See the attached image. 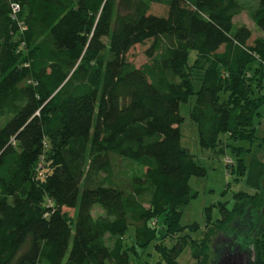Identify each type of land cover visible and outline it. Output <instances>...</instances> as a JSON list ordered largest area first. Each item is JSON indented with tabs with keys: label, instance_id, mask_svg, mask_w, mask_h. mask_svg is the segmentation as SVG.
<instances>
[{
	"label": "trees",
	"instance_id": "trees-1",
	"mask_svg": "<svg viewBox=\"0 0 264 264\" xmlns=\"http://www.w3.org/2000/svg\"><path fill=\"white\" fill-rule=\"evenodd\" d=\"M245 10L264 32V0H0V264H179L188 244L198 259L197 239L180 234L199 226L181 223L182 207L207 169L182 145L180 107L196 94L204 149L224 151L222 134L255 141L264 37L236 24ZM146 42L137 67L129 52ZM232 149L244 176L245 148ZM255 165V192L222 204L200 264L231 231L264 264Z\"/></svg>",
	"mask_w": 264,
	"mask_h": 264
},
{
	"label": "rangeland",
	"instance_id": "rangeland-1",
	"mask_svg": "<svg viewBox=\"0 0 264 264\" xmlns=\"http://www.w3.org/2000/svg\"><path fill=\"white\" fill-rule=\"evenodd\" d=\"M245 3L256 5V0H242ZM152 12L157 14H166L167 8L161 4H152ZM235 22L237 25H246L253 30L254 39L256 37H264V32L260 31L255 23L250 19L248 10L243 11L237 15ZM151 42L145 44H137L134 46L128 55L129 61L133 62L137 67L142 66L149 61L146 53L150 47ZM194 53L191 54L190 61L193 60ZM195 91L200 86V80H193ZM259 95L264 96V81ZM196 103V94L190 96V98L183 102L180 107L181 115L185 118L181 124L182 131V145L188 148L195 156L198 163L202 164L207 169L205 176H193L190 180L191 201L182 207L181 223L185 226L198 225L197 230H192L190 226L185 228V232L180 235H189L194 239H197L195 243L198 247L196 251L198 259L193 256L192 246L188 244L179 257V264H200L203 253L205 251V241H199L204 231L208 229L212 224L216 223L221 217V206L225 204L229 209H233L235 205V195L240 191L249 193L255 192V189L249 182L250 165L255 168V161L260 160L264 163V102L260 106L259 114L254 118V124L257 128V137L253 143L241 140L228 139V135L222 134L221 138L230 143V146L225 147L224 151L219 148L215 151L211 149H204L199 143V134L196 123L191 118V112ZM3 119L0 120L2 123ZM252 134L248 133V136ZM232 145V146H231ZM244 147L242 158L248 165L247 172L244 176H241L237 171L232 172L228 163L237 168V156L234 154L232 147ZM231 160V161H229ZM134 170L138 168L132 166ZM257 167V166H256ZM98 212V211H96ZM217 231V229L215 228ZM227 232V231H225ZM229 232V231H228ZM224 235H222L223 237ZM228 237H235V234L229 232ZM169 243H172L169 241ZM212 250L214 251L213 245ZM148 252L151 255H145V259L150 262H154L156 259V253L151 247ZM211 260L215 257L211 256ZM144 259H138L131 256L132 264H145Z\"/></svg>",
	"mask_w": 264,
	"mask_h": 264
},
{
	"label": "water",
	"instance_id": "water-1",
	"mask_svg": "<svg viewBox=\"0 0 264 264\" xmlns=\"http://www.w3.org/2000/svg\"><path fill=\"white\" fill-rule=\"evenodd\" d=\"M216 256L210 264H251L253 261L252 253L241 244L227 236H219L213 243Z\"/></svg>",
	"mask_w": 264,
	"mask_h": 264
},
{
	"label": "built area",
	"instance_id": "built-area-1",
	"mask_svg": "<svg viewBox=\"0 0 264 264\" xmlns=\"http://www.w3.org/2000/svg\"><path fill=\"white\" fill-rule=\"evenodd\" d=\"M14 7H15V10H18L19 9V6L18 5H15ZM229 161H231V160H229Z\"/></svg>",
	"mask_w": 264,
	"mask_h": 264
},
{
	"label": "crops",
	"instance_id": "crops-1",
	"mask_svg": "<svg viewBox=\"0 0 264 264\" xmlns=\"http://www.w3.org/2000/svg\"><path fill=\"white\" fill-rule=\"evenodd\" d=\"M235 19H236V17H235Z\"/></svg>",
	"mask_w": 264,
	"mask_h": 264
}]
</instances>
